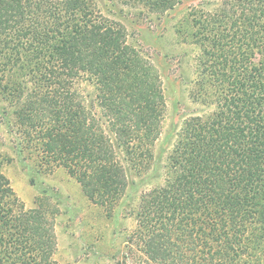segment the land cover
I'll list each match as a JSON object with an SVG mask.
<instances>
[{
    "label": "trees",
    "instance_id": "1",
    "mask_svg": "<svg viewBox=\"0 0 264 264\" xmlns=\"http://www.w3.org/2000/svg\"><path fill=\"white\" fill-rule=\"evenodd\" d=\"M182 1L118 0L151 15ZM189 15L200 48L192 97L214 110L183 123L163 185L132 211L136 264H264V0ZM0 104L18 157L63 167L110 213L127 169L153 158L165 114L157 68L91 0H0ZM57 214L45 197L25 209L0 174V264H57Z\"/></svg>",
    "mask_w": 264,
    "mask_h": 264
},
{
    "label": "rangeland",
    "instance_id": "2",
    "mask_svg": "<svg viewBox=\"0 0 264 264\" xmlns=\"http://www.w3.org/2000/svg\"><path fill=\"white\" fill-rule=\"evenodd\" d=\"M91 1L102 14L124 24L127 43L159 72L165 114L153 158L139 173L127 169L128 189L112 213L93 204L63 167L45 164L34 152H24V160L18 157L14 140L1 125L0 174L25 209L33 208L38 197L47 198L58 209L53 254L57 264H136L142 254L132 236L135 229L132 211L145 192L163 185L168 157L183 123L214 110L213 106L192 97L200 48L193 42L189 14L194 9L211 10L216 0H183L163 15L140 13L118 0ZM76 89L94 105L95 92L90 85L80 82Z\"/></svg>",
    "mask_w": 264,
    "mask_h": 264
}]
</instances>
